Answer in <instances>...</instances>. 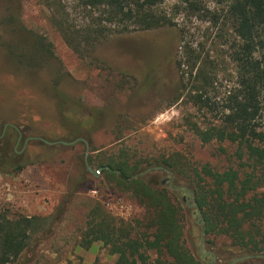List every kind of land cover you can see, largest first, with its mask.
Instances as JSON below:
<instances>
[{
	"label": "rangeland",
	"instance_id": "1",
	"mask_svg": "<svg viewBox=\"0 0 264 264\" xmlns=\"http://www.w3.org/2000/svg\"><path fill=\"white\" fill-rule=\"evenodd\" d=\"M188 2L195 7H188ZM62 4L71 23L87 22L76 0H62ZM218 9L213 0H164L157 10L166 15L171 26L114 35L90 58L77 55L64 42L41 0H0V133L5 125L4 135L14 126L21 135L15 150L30 162L19 172L0 175V213L9 218L45 220L29 249L11 264H85L91 260V264H116V257L108 255L101 243L87 249L80 244L92 207L99 206L114 219L89 194L92 189L103 199L119 196L132 205L133 236L152 232L147 228L150 211L106 181L102 171L97 177L85 171L82 142L47 152L45 144L37 140L68 142L63 128H74L79 115L76 107L73 119L60 114L57 102L52 106V86L84 106L86 113L100 111L88 116L94 126H99L90 134L91 144L87 142L88 158H127L141 164L139 176L149 185L177 188L171 189L176 192L171 195L179 206L183 242L194 255L200 254L211 264H264V220L258 224L263 237L262 255L246 258L227 236L202 232L201 219L185 193V179L174 184L167 172L153 167L163 159L174 158L185 170H199L204 165L219 173L230 168L240 170L235 144H202L191 130L194 123L205 127L214 120L194 108L188 99V75L180 82L175 69L183 46L188 44L202 53L212 70L214 89L210 96L214 100H220L234 85L235 70L229 60L232 36L207 20ZM15 40L20 45L17 53H26L27 44L40 50L39 59L30 53L26 56L27 62L40 67L25 68L14 60L6 46ZM28 138L35 140L23 147ZM13 139H9L12 148ZM243 171L251 170L241 169V175ZM154 260L155 255L149 252V264Z\"/></svg>",
	"mask_w": 264,
	"mask_h": 264
},
{
	"label": "trees",
	"instance_id": "2",
	"mask_svg": "<svg viewBox=\"0 0 264 264\" xmlns=\"http://www.w3.org/2000/svg\"><path fill=\"white\" fill-rule=\"evenodd\" d=\"M163 1L76 0L87 22L75 25L69 21L62 0H41L51 13V24L64 42L77 55L90 58L100 44L114 35L171 26L166 15L157 10ZM213 1L219 9L207 20L219 30L226 32L227 29L232 36L229 60L235 70L234 85L220 100H214L210 96L214 89L212 70L203 61L202 53L188 44L183 46V55L175 63V69L180 82L188 75L186 82L191 83L188 99L194 108L210 114L214 120L205 127L197 123L191 125L198 140L202 144L212 141L235 144L240 170L249 168L251 171H243L241 175L240 170L230 168L219 173L208 165L199 170L192 167L185 170L174 158L163 159L153 167L167 172L174 184L186 180L188 191L185 193L191 200L193 211L201 219L205 235L227 236L246 258L252 259L262 255L260 244L263 243L258 224L264 220V0ZM187 6L195 7L189 2ZM18 44L19 41L15 40L6 46L14 60L25 68L30 65L40 67L41 64L26 61L29 53L39 59L40 50L27 44L26 53H17ZM52 87V106L57 102L62 110L60 114L69 118L75 119V107L79 114L74 120V128H63L64 139L72 142L81 138L91 144L90 134L99 126H94L88 116L100 111L86 113L84 106ZM182 88L185 90L186 85ZM10 138L15 141L17 138L12 126L9 134L0 139V175L19 172L30 164L13 151ZM59 147L61 145H43L47 152ZM88 163L95 170L102 168L101 174L106 181L129 193L140 207L151 212L147 228L152 232L133 236V225L119 223L99 206H94L86 216L80 243L84 249L93 243H101L108 255L116 257V264H149V252L155 255L153 264H211L200 254L194 255L183 242L179 206L171 195L176 193L171 191L172 188L177 190L176 187L151 186L142 176L133 178L141 173V164L127 158L90 156ZM44 222L39 217L9 218L0 213V264H11L27 251L34 240L32 237L43 228Z\"/></svg>",
	"mask_w": 264,
	"mask_h": 264
},
{
	"label": "built area",
	"instance_id": "3",
	"mask_svg": "<svg viewBox=\"0 0 264 264\" xmlns=\"http://www.w3.org/2000/svg\"><path fill=\"white\" fill-rule=\"evenodd\" d=\"M89 194L92 195L105 210L116 220L124 223L130 224L133 221L134 209L132 205L124 202V200L119 196H114L111 199H103L99 192L95 189L90 190Z\"/></svg>",
	"mask_w": 264,
	"mask_h": 264
},
{
	"label": "water",
	"instance_id": "4",
	"mask_svg": "<svg viewBox=\"0 0 264 264\" xmlns=\"http://www.w3.org/2000/svg\"><path fill=\"white\" fill-rule=\"evenodd\" d=\"M6 126L7 125L4 126L2 135L4 133V130H5ZM32 140H35V139L34 138H28V139H26L25 142H24L23 147L26 146V144H27L28 141H32ZM37 140L41 141L42 143H44L47 146L61 145V146H66V147L73 146V145H75L78 142H82L84 144V146H85V153H84V166H85V171L87 173H89L90 175H92L93 177H97L100 174V172L102 171V168H99L97 170H93L92 167L89 165V163H88L89 145H88V143L84 139L78 138V139H76V140H74L72 142H62V141L47 142V141H44L42 139H37ZM105 169L106 170H109L108 167H106ZM137 177H138V175H136L134 178H137Z\"/></svg>",
	"mask_w": 264,
	"mask_h": 264
},
{
	"label": "flooded vegetation",
	"instance_id": "5",
	"mask_svg": "<svg viewBox=\"0 0 264 264\" xmlns=\"http://www.w3.org/2000/svg\"><path fill=\"white\" fill-rule=\"evenodd\" d=\"M6 128H7V126H6ZM6 128H5V130H4V132L6 131ZM3 129H4V127L2 128V131H1V133H0V139L4 136V133H3V135H2V132H3ZM12 129L16 132V134H17V138H16V141H15V144H14V147L12 148L13 149V151H15L16 152V147H17V145L19 144V142H20V140H21V135H20V133H19V131L14 127V126H12ZM2 135V136H1ZM25 142V141H24ZM41 142V141H40ZM23 145H24V143H23ZM56 146V145H55ZM16 154H17V152H16ZM18 155V154H17ZM139 176V175H138ZM135 177V176H134ZM133 177V178H134ZM248 258V257H247Z\"/></svg>",
	"mask_w": 264,
	"mask_h": 264
},
{
	"label": "crops",
	"instance_id": "6",
	"mask_svg": "<svg viewBox=\"0 0 264 264\" xmlns=\"http://www.w3.org/2000/svg\"><path fill=\"white\" fill-rule=\"evenodd\" d=\"M90 260H91V258H89ZM92 263V260H91V262L89 261V262H86L85 264H91Z\"/></svg>",
	"mask_w": 264,
	"mask_h": 264
}]
</instances>
